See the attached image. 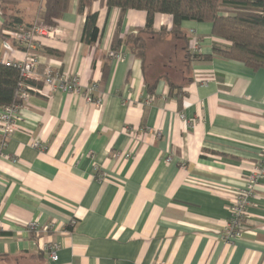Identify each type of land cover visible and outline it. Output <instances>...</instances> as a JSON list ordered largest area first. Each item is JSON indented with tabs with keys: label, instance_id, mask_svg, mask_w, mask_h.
Masks as SVG:
<instances>
[{
	"label": "crops",
	"instance_id": "obj_1",
	"mask_svg": "<svg viewBox=\"0 0 264 264\" xmlns=\"http://www.w3.org/2000/svg\"><path fill=\"white\" fill-rule=\"evenodd\" d=\"M88 12L99 30L92 45L81 40ZM15 14L34 25L41 12L19 1ZM118 21L119 10L100 0L83 13L70 0L51 33L32 41L34 93L0 153V264L30 259L50 241L58 259L46 264H264V181L241 237L221 238L232 194L264 164V69L218 57L182 68L170 16L154 15L155 36L142 33L143 11ZM181 31L202 55L228 46L209 23L182 22ZM115 34L122 60L108 57ZM137 34L148 37L143 59L124 45ZM0 56L21 62L26 52L0 48ZM47 70L77 76L82 92L44 86ZM29 222L59 231L34 238Z\"/></svg>",
	"mask_w": 264,
	"mask_h": 264
},
{
	"label": "trees",
	"instance_id": "obj_2",
	"mask_svg": "<svg viewBox=\"0 0 264 264\" xmlns=\"http://www.w3.org/2000/svg\"><path fill=\"white\" fill-rule=\"evenodd\" d=\"M19 1L36 2L40 8V21L48 30L57 26V22L66 13L70 0H0V48L6 43L13 49L27 52L28 48L20 45L17 35L28 31L33 25H25L23 20L16 16L15 5ZM97 0H78V12L83 13ZM109 9L119 10V21L128 10L143 11L146 13V24L142 33L155 36L151 31L155 14L168 15L172 19L171 34L181 44L184 60L182 68L196 60H210L218 57L224 60L235 61L256 71L264 69V0H100ZM11 6L5 12L3 7ZM4 9V8H3ZM96 14L87 13L81 40L92 45L99 37L96 27ZM182 22L209 23L211 35L228 43L227 47L214 46L211 54L202 55L193 53L189 49L190 36L181 31ZM164 29L159 33L163 35ZM32 45V42L30 43ZM126 48L134 56L143 59L148 49V37L142 34L129 36L124 42ZM119 41L116 34L112 41L111 51H117ZM47 55L60 58L57 51L45 49ZM109 57V56H108ZM33 82L23 80L17 68L8 67L0 63V109L19 103L21 92L34 93ZM170 91L174 87L170 83ZM180 93L181 89L175 88ZM71 226L68 230L71 231ZM31 257L45 259L41 251ZM47 258V257H46ZM48 259V258H47ZM45 261V260H44ZM46 264V263H45Z\"/></svg>",
	"mask_w": 264,
	"mask_h": 264
},
{
	"label": "built area",
	"instance_id": "obj_3",
	"mask_svg": "<svg viewBox=\"0 0 264 264\" xmlns=\"http://www.w3.org/2000/svg\"><path fill=\"white\" fill-rule=\"evenodd\" d=\"M51 32L42 24H34L28 31L17 35V41L20 45L28 48L24 61L13 62L7 61L0 56V63L8 67L17 68L20 72V76L23 80H32L35 77V69L38 63V57L35 53L31 52L33 46L30 44L36 36H46ZM1 49L10 52L12 48L10 45L3 43ZM189 49L193 53H201V45L195 36H191L189 40ZM109 57L113 60H122V53L110 51ZM42 83L52 91H61L67 94H80L82 92L79 79L74 75H67L59 71L47 70L43 77ZM29 94L21 92L19 95V103L6 107L0 112V153L7 143V139L15 129V123L18 120V114L27 101ZM87 101H92L89 96L85 97ZM180 118L183 120L184 116L180 114ZM31 147L36 149H43L42 146L35 142H31ZM15 163V160H12ZM264 181V164L259 161L256 163L245 181L244 186L238 189L231 196L230 218L224 225L221 232V238L228 244H232L235 240L239 239L243 233V222L247 214V208L250 205V201L255 196V190L259 182ZM75 221H71L69 226H74ZM1 229V226H0ZM26 231L34 238L40 237L42 234L53 233L59 231L55 224L49 223L43 226H39L36 222H29L26 224ZM59 245L50 241L41 247V252L46 255L49 261L56 262L58 259ZM154 264H163L160 261Z\"/></svg>",
	"mask_w": 264,
	"mask_h": 264
},
{
	"label": "rangeland",
	"instance_id": "obj_4",
	"mask_svg": "<svg viewBox=\"0 0 264 264\" xmlns=\"http://www.w3.org/2000/svg\"><path fill=\"white\" fill-rule=\"evenodd\" d=\"M4 8V9H3ZM3 11H7L8 8H11V6L8 5V7H3ZM1 24V19H0ZM6 264H45V261L43 259H39L38 257H30V259H23V260H9Z\"/></svg>",
	"mask_w": 264,
	"mask_h": 264
}]
</instances>
